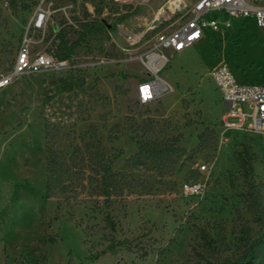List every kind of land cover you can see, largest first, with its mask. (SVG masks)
I'll use <instances>...</instances> for the list:
<instances>
[{
  "label": "rangeland",
  "instance_id": "obj_1",
  "mask_svg": "<svg viewBox=\"0 0 264 264\" xmlns=\"http://www.w3.org/2000/svg\"><path fill=\"white\" fill-rule=\"evenodd\" d=\"M173 1L0 0V74L23 44L68 62L0 89V264H209L250 245L264 264V134L224 122L210 76L264 84V26L214 12L232 26L176 53L171 90L143 104L157 35L187 17L165 18Z\"/></svg>",
  "mask_w": 264,
  "mask_h": 264
},
{
  "label": "built area",
  "instance_id": "obj_2",
  "mask_svg": "<svg viewBox=\"0 0 264 264\" xmlns=\"http://www.w3.org/2000/svg\"><path fill=\"white\" fill-rule=\"evenodd\" d=\"M187 10V17L175 29L163 32L156 37L155 49L144 61L149 76L142 79L137 86L138 100L150 103L159 99L171 90L161 72L171 58L187 47L206 37V30L214 32L232 26V21L225 17H216L214 12H224L231 17H250L257 25L264 26V0H174L166 9V19L174 14ZM48 11L40 8L33 21L35 28L43 27L48 18ZM67 60H59L51 52L33 53L30 47L23 44L17 55L12 71L0 74V89L6 87L17 76L23 73L39 72L47 69H63ZM210 76L221 90L228 102L224 122L227 125L251 129L264 134V84L239 81L232 69L225 63L214 66ZM230 118L237 121L231 122ZM205 169V166H202ZM185 191L198 194L202 184L190 182L184 184Z\"/></svg>",
  "mask_w": 264,
  "mask_h": 264
},
{
  "label": "trees",
  "instance_id": "obj_3",
  "mask_svg": "<svg viewBox=\"0 0 264 264\" xmlns=\"http://www.w3.org/2000/svg\"><path fill=\"white\" fill-rule=\"evenodd\" d=\"M79 43H80V40H76V41H73L72 43H70V45H67L66 51H65L66 53H65L64 57H66V58L71 57L75 51V48L78 46ZM71 88H72V85H69V87H65L64 90L71 89ZM110 168H111V166L107 167V170L109 171ZM107 174L108 173H106L105 178H104V186L106 188L107 194H109L110 188H109V182H108ZM256 258H257V252H256L255 248L253 247V245H250L248 252L239 259L226 260L223 262H211L209 264H256Z\"/></svg>",
  "mask_w": 264,
  "mask_h": 264
},
{
  "label": "crops",
  "instance_id": "obj_4",
  "mask_svg": "<svg viewBox=\"0 0 264 264\" xmlns=\"http://www.w3.org/2000/svg\"><path fill=\"white\" fill-rule=\"evenodd\" d=\"M227 104H228V102H227Z\"/></svg>",
  "mask_w": 264,
  "mask_h": 264
}]
</instances>
